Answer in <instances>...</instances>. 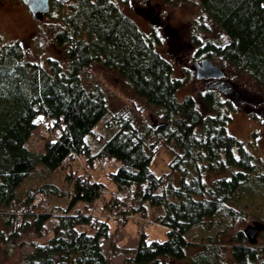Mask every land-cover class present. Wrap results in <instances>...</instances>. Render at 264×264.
Returning <instances> with one entry per match:
<instances>
[{"label":"trees","instance_id":"16d2710c","mask_svg":"<svg viewBox=\"0 0 264 264\" xmlns=\"http://www.w3.org/2000/svg\"><path fill=\"white\" fill-rule=\"evenodd\" d=\"M161 1L175 5L181 0ZM196 1L227 36L223 45L195 40L196 57H219L264 89V0ZM50 5V10L67 8L54 34L66 62L49 59V68H42L25 59L21 42L0 46V216L10 219L7 225L22 220L10 235L0 230V243L27 226L38 238L46 235L32 242L31 252L17 264H109L102 240L111 234L106 216L112 213L116 229L125 227L130 215L166 228L165 240L151 241L141 226L131 264H264V245L250 244L245 231L234 232L229 252L219 243V234L233 230L237 220L244 223L249 213L256 225H264V165L257 170L245 143L227 131L231 116L221 100L225 96L230 105L227 89L203 82L197 97L208 112L202 114L192 95L177 99L185 80L173 75L172 64L157 51L154 30L142 31L111 0H51ZM96 61L161 109L154 111L146 134L125 112L110 114L105 125L114 131L93 151L85 138L97 137L94 127L108 107L99 88L83 85L81 73ZM40 118L51 135L42 138L43 149L37 151L27 143ZM161 147L173 154L168 168L177 172V180H171V172L158 175L151 169ZM76 157L84 158L85 169L100 159H113L117 166L105 181L96 180L72 170ZM60 170L62 188L49 182L22 193L37 171ZM39 195L65 196L68 203L37 211ZM150 208L162 210L153 217ZM217 217L227 219L217 221L223 231L194 235L197 228L208 231ZM51 220L55 224L47 228ZM258 232L264 238V229Z\"/></svg>","mask_w":264,"mask_h":264},{"label":"rangeland","instance_id":"374dc122","mask_svg":"<svg viewBox=\"0 0 264 264\" xmlns=\"http://www.w3.org/2000/svg\"><path fill=\"white\" fill-rule=\"evenodd\" d=\"M111 1L116 3L124 14L132 18L142 31L150 33L154 30L156 32L159 38V43L156 45L157 51L172 64L173 75L185 80L184 85L176 91L177 99L181 101L185 96L192 95L200 112L207 113V108L197 97V93L203 90L204 84L195 79L192 65L194 61H199L196 52L200 44L211 41L223 45L227 42V36L205 16L196 0H181L175 5L166 4L161 0H126L125 3L124 0ZM64 12H67L66 7L63 11L52 9L48 17L37 21L32 18L21 0H0V46L15 41L21 42L25 50V59L38 63L42 68H49L47 62L49 59H55L61 63L66 62L64 47H60L54 39V34L60 26L59 17ZM195 40L199 41V45L195 44ZM212 62L222 69L224 80H230L229 82L234 85L232 91L228 90L231 92L228 93L230 105L226 104L225 96H221L224 103L222 110L228 109L231 116L227 131L245 143L255 158L257 170H260L264 165V89L258 86L249 75L234 69L230 63L219 57H213ZM81 81L87 89L99 88L104 94L108 107L106 115L94 127V132H98L97 137L89 134L85 138L93 151H96L114 131V128H107L105 125L110 114L125 112L131 117L134 126L144 134L147 132L146 128H153L154 111L157 108L160 110L161 107L150 104L136 95L128 82L116 71L109 70L101 62L96 61L81 73ZM235 91L239 93L238 96ZM42 123L41 118L37 120L38 128L27 143L28 148L32 150L42 151L43 149L42 138L45 137L40 134L45 128ZM148 142H154V138L149 137ZM172 157V152L167 148H159L152 159L151 169L158 175L171 172V180H177V172H172L168 168V162ZM84 161V158L76 157L71 163L72 170L78 174L89 173L96 180L105 181L106 175L114 171L117 166L115 160L109 159L108 167L103 171H99L97 165L94 168L88 166L85 169L82 163ZM47 172L51 174L45 175L43 171L34 173L27 180L22 193L24 194L26 188H35L49 182L62 188L64 185L62 171ZM36 202H38L35 209L37 211L49 210L56 205L64 206L68 203L67 197L64 196L62 199L60 196L53 195H39ZM16 205L12 206L14 210ZM158 209L162 210L150 208L151 216H156L159 213ZM4 215L0 216V230L6 228V235H10L11 227L21 225L22 220L16 219L15 222L7 225L10 219ZM245 217L243 218L245 222L237 220L231 231L224 230L223 225L219 226L217 223L218 220L222 223L227 222V219L217 217L212 221V225L210 224L208 231L203 232L197 228L194 230V235L201 236L205 233L208 235L209 231L224 230L219 234V243L226 252H229L235 231H245L249 225L256 226L253 215L249 213ZM146 220L141 221L142 224ZM31 222L30 219V224ZM54 224L55 221L51 220L46 227H52ZM141 226V223L133 218L125 227L119 229L110 225L111 234L102 240V249L107 255L109 264H131L128 259L134 256L131 251L136 248ZM27 227L21 228L17 237L9 238L4 244L0 243V264H17L31 252L32 242H42L46 238V235L43 238L36 237L32 229ZM145 232L151 241L166 239V228L157 222L149 224ZM259 233L251 237L250 244L264 245V238L258 237ZM179 264H184V262Z\"/></svg>","mask_w":264,"mask_h":264},{"label":"water","instance_id":"95a60500","mask_svg":"<svg viewBox=\"0 0 264 264\" xmlns=\"http://www.w3.org/2000/svg\"><path fill=\"white\" fill-rule=\"evenodd\" d=\"M60 3H66L69 0H54ZM27 10L30 12L33 19L41 21L50 11V0H21ZM195 79L198 81H218L224 77L222 69L213 64L210 58H203L199 62L194 61L192 65ZM264 229V225L247 226L245 233L252 237L259 230Z\"/></svg>","mask_w":264,"mask_h":264},{"label":"built area","instance_id":"2783aa9c","mask_svg":"<svg viewBox=\"0 0 264 264\" xmlns=\"http://www.w3.org/2000/svg\"><path fill=\"white\" fill-rule=\"evenodd\" d=\"M43 131H41V136L42 137H46V136H49V135H51L50 133H49V130H47V129H42ZM52 137H56L54 134H52ZM96 165L98 166V170H104V169H106L107 167H108V163H107V161L105 160V159H100V160H98L97 162H96ZM97 207H98V205H97ZM99 211V210H98ZM107 218H108V220L109 221H111L113 224H116V214L114 213H112V214H108L107 216H106ZM130 219H134L135 218V216L134 215H130V216H128ZM152 222L151 221H149V220H146L145 222H144V228L147 226V225H149V224H151Z\"/></svg>","mask_w":264,"mask_h":264},{"label":"flooded vegetation","instance_id":"af4514ba","mask_svg":"<svg viewBox=\"0 0 264 264\" xmlns=\"http://www.w3.org/2000/svg\"><path fill=\"white\" fill-rule=\"evenodd\" d=\"M207 82H210V81H207ZM215 83H217L220 87L226 88L227 89V93H231L230 91H232V89L234 88V85L231 84L228 80H226V79L224 80V78L219 80V81H216ZM228 90H230V91H228ZM235 94H236V96L239 95V93L236 92V91H235Z\"/></svg>","mask_w":264,"mask_h":264}]
</instances>
